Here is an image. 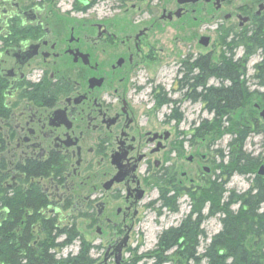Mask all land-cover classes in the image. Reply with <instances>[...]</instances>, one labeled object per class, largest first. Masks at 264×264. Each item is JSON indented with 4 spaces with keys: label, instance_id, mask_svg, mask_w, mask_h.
Masks as SVG:
<instances>
[{
    "label": "flooded vegetation",
    "instance_id": "flooded-vegetation-1",
    "mask_svg": "<svg viewBox=\"0 0 264 264\" xmlns=\"http://www.w3.org/2000/svg\"><path fill=\"white\" fill-rule=\"evenodd\" d=\"M102 1L0 0V247L7 243L13 264H123L142 209L154 212V178L183 182L176 125L167 145L169 136L154 133L155 17L185 27L210 14L218 24L209 63L240 64L244 79L257 53L252 76L264 79V49H253L264 0H168L170 9L147 11L135 25L99 17ZM129 1L113 9L127 13ZM201 37L209 46L210 36L197 39L207 48ZM212 54L186 53L177 84ZM165 150L175 153L169 167L156 157Z\"/></svg>",
    "mask_w": 264,
    "mask_h": 264
},
{
    "label": "rangeland",
    "instance_id": "rangeland-1",
    "mask_svg": "<svg viewBox=\"0 0 264 264\" xmlns=\"http://www.w3.org/2000/svg\"><path fill=\"white\" fill-rule=\"evenodd\" d=\"M114 1L104 0L98 3L96 6L98 16L109 18L114 14H119V16L112 19H119L124 25L131 23L135 25L134 23L137 22V19L139 21L140 18L147 19V11L160 13L163 7L167 9L171 7L167 4L168 0H153L152 2H149V0H130L126 5L127 13L122 14L120 11L113 9ZM173 2L176 5L175 0ZM131 3L136 6L135 9L131 8ZM194 16L191 13L189 19L192 20ZM134 17L135 19H132ZM194 24L195 22L192 21L184 27L175 18L172 21H160L158 16L154 18V28L150 36V41L154 42V87L158 86L157 92L155 91L154 93V133H157L159 137H164V134L168 133L169 137L167 136L168 138L166 137L167 140L165 141V145H167L174 140L172 128L176 125L175 131L177 134L175 137L181 143V147L184 150L182 163L185 168H181L180 170L184 171L185 177L182 179L183 182L178 183V185L177 183H174L175 185L172 184L167 176L162 178L163 176L159 175L156 180L154 178V212L146 207L142 209L143 223L136 231L139 237L134 236L133 240L128 243V249L122 254V258L124 259L123 264H152L156 254L162 258H166L163 262L161 257L157 258L161 260L160 264H208V260L205 257H198V261H193L187 258V252L181 255L180 253L183 248L179 249L180 247L176 246V244H173L162 252V248L158 242L159 237L164 231L170 228H178L186 218L193 204L190 194L198 193V191H201L200 189H204L208 180L211 181L215 177L221 180V164L225 169L230 168L229 162H231V156H235L239 151L233 152L231 146L235 138L233 125L238 120V117H235L237 111L229 113L231 115L229 121H224L222 118L221 125L214 133L209 132L200 136L199 134L201 133H197V128L205 123H214L213 115L203 108L200 101H192L184 96V84L181 86L177 84L181 76L178 68L186 60V53L201 54L205 51L209 52L213 50L212 58L213 60L215 59V27L218 24L216 18L208 14L199 26L198 24ZM204 34L209 35L211 38L207 48H203L197 44L198 37L204 36ZM180 37L183 38V41L180 40ZM258 59L256 53L255 56L248 60L245 68L247 69L244 74L245 86L247 93H252L251 96L249 94L250 100L247 102L246 110L242 111V116L247 121V110H255L252 130L241 147L242 152L249 154L251 158L257 161L253 169L254 174L260 165L264 166V119L260 116V112L264 110V86H261L257 79L252 78L253 66L258 62ZM213 77L210 75L207 78L206 86L219 85L217 78L214 79ZM157 94H160L167 100V102L159 107L155 106V95ZM255 105L258 107L256 108ZM174 110L176 111L174 112ZM176 114L180 118L178 120L172 119ZM231 122L234 123L231 124ZM238 122L241 123V121ZM171 152V150H165L156 156L164 158L163 167H169V164L174 162L175 153ZM221 152L222 157L220 158ZM189 157L193 159L191 163H187L186 159ZM182 163L180 162L178 165L181 166ZM204 168L207 170H204ZM250 168L249 166H245L242 169L246 173L236 171L231 173L230 177L225 181V189L228 191V194H244L254 176L253 173L247 172ZM168 170L166 169L167 173H169ZM179 172L176 173V177L181 176ZM261 176L264 177V175ZM161 194L174 198L172 201H175L177 206L176 211H171L162 205L160 200ZM237 208L238 204L230 206L231 212L234 213ZM206 212L207 205L204 206L201 214L205 215ZM222 216L223 214L218 212L214 216L202 220L199 230L203 232L197 235V245L194 249L196 256L204 253L211 237L221 229L220 217ZM192 219H194L193 216ZM74 245L76 246V242H74ZM260 253H262V256L259 255V262L260 264H264V244L260 249Z\"/></svg>",
    "mask_w": 264,
    "mask_h": 264
},
{
    "label": "trees",
    "instance_id": "trees-1",
    "mask_svg": "<svg viewBox=\"0 0 264 264\" xmlns=\"http://www.w3.org/2000/svg\"><path fill=\"white\" fill-rule=\"evenodd\" d=\"M263 37V30L259 29L253 42L254 52L259 47L262 50L264 49ZM211 59L213 58L210 55H207L205 58L198 57L190 65L191 67H197L198 71L195 75L183 79V84L187 88L184 96L192 101H200L203 108L213 115L214 123H205L197 128L196 131L198 134L201 133L199 134L200 136L209 132L214 133L221 125L222 118L224 121H229L230 114L237 111L235 117H238V120L233 125L235 138L231 146L233 152L239 151L235 156H231V162H229L231 167L228 168L230 170L225 169L221 164V180L216 179V177L211 181L208 180L204 189H200L201 191H198V193L190 194L193 204L188 215L178 228H170L164 231L159 237L158 242L160 243L162 252L173 244H176V246L180 247L179 249L183 248L180 254L184 255L186 254L184 252H187V258L193 261H198V257H205L208 260V264H260L259 255L262 256L260 249L264 244V177L258 176L256 171L254 174L253 169L257 163L256 159L241 151V147L251 132L254 123L255 110H247V121L242 116V111L246 110L247 102L250 100L249 94L251 96L252 92L247 93L246 81L241 78L244 69L240 64L235 66L236 71L229 64L225 66L226 70L224 71L215 64H209ZM260 63L262 65L260 68L258 66L255 67L263 72L264 57ZM190 72H193L191 68ZM223 74H227L229 78ZM210 75L217 79L221 78L219 85L206 86L207 78ZM224 78L228 79V81L225 82ZM252 78L255 77L253 76ZM258 83L264 86V79ZM165 102L167 100L160 94L155 95V106L159 107ZM179 118L180 116L176 114L172 119L178 120ZM238 121H241V123ZM233 123L231 122V124ZM221 157L222 152L220 153ZM245 166L251 167L247 172L249 171V173H253L254 175L249 188L244 194H228V191L225 189L226 179L230 177L233 171L246 173L242 170ZM37 169L38 166L34 164L33 170ZM172 199L174 198L161 194L160 200L162 205L171 211H176L177 206ZM29 201L28 194L26 198L19 195L13 200L15 204L13 209H17V204L23 202L29 203ZM232 204H238L235 213L230 210ZM205 205H207V212L205 215H202L201 212ZM218 212L223 214L220 217L221 229L211 237L204 253L196 256L194 249L197 245V235L203 232L199 230L200 224L202 220L212 217ZM192 216L194 219H192ZM5 230L6 227L3 228V232ZM160 257L156 254L152 264H160L161 260L162 262L165 261L166 258L161 257V260L157 259ZM0 259L3 260L4 264H13L8 261L6 242L1 244Z\"/></svg>",
    "mask_w": 264,
    "mask_h": 264
},
{
    "label": "water",
    "instance_id": "water-1",
    "mask_svg": "<svg viewBox=\"0 0 264 264\" xmlns=\"http://www.w3.org/2000/svg\"><path fill=\"white\" fill-rule=\"evenodd\" d=\"M193 1V0H192ZM200 43L203 45V46H206L208 44V38L206 37H201V40H200ZM260 116L264 119V110H262L260 112ZM168 136V133H165L164 134V138H166ZM204 170H207L204 168ZM257 175H264V166L263 165H260L258 170H257Z\"/></svg>",
    "mask_w": 264,
    "mask_h": 264
}]
</instances>
